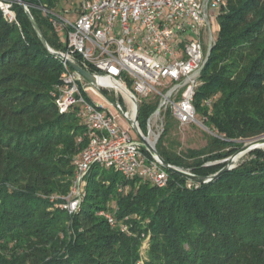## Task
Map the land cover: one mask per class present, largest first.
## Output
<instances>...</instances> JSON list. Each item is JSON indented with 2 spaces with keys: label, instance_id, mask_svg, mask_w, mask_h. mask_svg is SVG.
Listing matches in <instances>:
<instances>
[{
  "label": "trees",
  "instance_id": "1",
  "mask_svg": "<svg viewBox=\"0 0 264 264\" xmlns=\"http://www.w3.org/2000/svg\"><path fill=\"white\" fill-rule=\"evenodd\" d=\"M7 1L15 17L0 11V264H264L260 148L205 183L167 170V184L158 187L93 164L78 209L69 215L59 206L87 129L74 113L58 112L61 60L21 4ZM23 1L49 47L64 51L51 23L61 0ZM216 20L194 98L207 145L178 151L167 135L177 122L169 113L155 144L167 163L202 177L224 167L217 161L242 142L264 135V0H224ZM156 104L141 102L143 130Z\"/></svg>",
  "mask_w": 264,
  "mask_h": 264
},
{
  "label": "built area",
  "instance_id": "2",
  "mask_svg": "<svg viewBox=\"0 0 264 264\" xmlns=\"http://www.w3.org/2000/svg\"><path fill=\"white\" fill-rule=\"evenodd\" d=\"M224 0H72L69 7L53 13L54 31L65 43L62 71L55 93L59 113H74L87 129V142L74 160L72 185L59 206L69 215L79 207L84 178L93 164L118 170L124 179L140 177L163 187L168 172L146 149L140 137L155 147L169 113L179 125L200 124L194 105L200 75L214 41L212 19ZM211 6L218 7L216 13ZM0 11L8 21L14 12L7 0ZM71 17L72 20L69 18ZM78 64L100 82L93 85L72 69ZM113 93L115 116L92 101L87 89ZM108 98V97H107ZM156 101L146 117L144 130L130 124L136 104ZM138 136L133 138L130 130ZM82 137H78L81 141ZM53 199V198H52ZM111 226L116 219L106 214ZM122 230L126 226L121 225Z\"/></svg>",
  "mask_w": 264,
  "mask_h": 264
},
{
  "label": "water",
  "instance_id": "3",
  "mask_svg": "<svg viewBox=\"0 0 264 264\" xmlns=\"http://www.w3.org/2000/svg\"><path fill=\"white\" fill-rule=\"evenodd\" d=\"M22 8L24 9L35 33L37 34L39 40L41 41V43L44 45V47L52 54L56 55L59 59L63 60L65 59L64 56L57 52L54 51L52 48L49 47V45L47 44L41 29L38 25V23L35 21V19L33 18L32 14L30 13L26 3L23 0H17ZM211 50V48H210ZM66 62L68 63V65L74 69L75 71H77L78 73H80L83 77H85L88 81H90L93 85H96L100 82V80L98 79L97 76L91 74L90 72H88L87 70H85L84 68H82L81 66H79L78 64L74 63L73 61L66 59ZM135 100V104H136V114H135V118L133 120H129L130 124L133 126L134 130L136 131V120H137V115H138V108H137V100L136 98H134ZM142 142L144 143L146 149L149 151V153L156 157L158 159V161L160 162L161 166L172 172V173H176L178 175H181L187 179H189L192 182L195 183H205L208 182L214 178H216L219 174H221L222 172H224L225 170L231 169L235 166V164L233 163L236 160V157L244 152H249L250 150L256 149V148H262L260 144L264 143V136H260L257 138H254L252 140L247 141L246 143H244L236 152H234L233 154H231L229 157L222 159L220 161L217 162H223L226 161V165L224 167H222L219 171H217L216 173L209 175V176H197L194 173H192L190 170L188 169H183L181 167L172 165L167 163L157 152L156 148L150 144L148 142V140L145 137H140ZM215 163V162H214ZM213 164V163H211Z\"/></svg>",
  "mask_w": 264,
  "mask_h": 264
},
{
  "label": "rangeland",
  "instance_id": "4",
  "mask_svg": "<svg viewBox=\"0 0 264 264\" xmlns=\"http://www.w3.org/2000/svg\"><path fill=\"white\" fill-rule=\"evenodd\" d=\"M72 0H61V5L63 7H69ZM218 7L211 6L210 11L215 12L217 11ZM214 13V14H215ZM71 20L72 18L69 17ZM212 37L215 39L217 36V20L216 17H213L212 19ZM87 94L92 99L93 102L102 105L105 109L110 110L111 113L115 116H119L121 113L120 111L112 105L110 100L116 99V97L113 95V93H110L109 95H102L100 94L94 87H90L87 89ZM108 97V98H107ZM197 118H199V115L197 114ZM143 119V117H142ZM141 119V120H142ZM203 131H206L205 127H203L201 124H188V125H179L177 122H171L167 135L170 137V139L175 143L178 151L185 150L187 148H194V149H200L207 145V138L205 136V133ZM130 133L133 138H137L135 131L133 129L130 130ZM264 136V135H263ZM247 141L242 142V145L246 143ZM241 145V146H242ZM240 146V147H241ZM239 147V148H240ZM264 150V148H260ZM247 153L244 152L236 157V160L233 162L235 165L240 163L241 161L245 160L247 158ZM103 166L98 165L95 170L100 171L103 169ZM112 206V204H111ZM98 214L101 216H106V214H109L107 211H98Z\"/></svg>",
  "mask_w": 264,
  "mask_h": 264
},
{
  "label": "bare ground",
  "instance_id": "5",
  "mask_svg": "<svg viewBox=\"0 0 264 264\" xmlns=\"http://www.w3.org/2000/svg\"><path fill=\"white\" fill-rule=\"evenodd\" d=\"M262 148H264V143L263 144H260Z\"/></svg>",
  "mask_w": 264,
  "mask_h": 264
}]
</instances>
